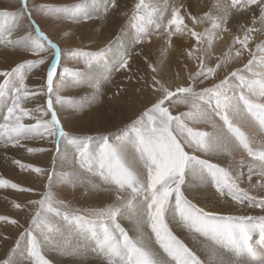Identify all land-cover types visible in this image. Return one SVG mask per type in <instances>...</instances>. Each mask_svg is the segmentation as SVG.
I'll list each match as a JSON object with an SVG mask.
<instances>
[{
  "label": "rangeland",
  "instance_id": "obj_1",
  "mask_svg": "<svg viewBox=\"0 0 264 264\" xmlns=\"http://www.w3.org/2000/svg\"><path fill=\"white\" fill-rule=\"evenodd\" d=\"M63 1L0 0V264H62L59 259L66 261V264H73V261L77 259L76 256H86L85 245L88 246V251L98 259L96 263L100 264H211L212 252L208 254V245H205L208 243L203 238L211 236L216 227L212 223L213 216L204 214L205 212L195 214L194 222L196 224L193 225L194 231L200 230L202 232L203 230L201 235L191 233V230L182 226L181 228H169L168 235L173 241V246L169 245L170 240L162 241L163 245H167L165 249L169 248L161 253L159 246H154L157 249V252L154 253L155 256L149 251L151 245L148 242V236L143 237L141 232L125 236L118 233V229L115 227L118 219L120 220L118 218L119 207L115 205L119 199L123 198L125 190L115 192V181L110 171L113 168L110 163L113 162L116 157L114 155L119 151L122 150L121 153L124 156V154L129 153L130 147L136 146V149L133 148L138 159L135 166L141 174L150 175L147 181L154 182L151 188L154 193L156 192L153 198L155 201L151 205V212L146 213L145 208H143L144 210L140 212L143 216H139V218L142 220L152 218L153 222H158L160 218H164L173 197H179L175 195V191L178 189L176 192L181 193L183 190L184 171L187 163L189 161L194 163L197 160L193 152L187 148L194 144L190 137H196L198 134L196 122H199L197 125L200 128L207 124L212 126L210 122L206 124L201 116L204 114L211 120L210 117L214 114L210 112L211 106L205 105V103L217 102L220 96H225L226 101L234 98V102H237L240 97L246 99L248 95L243 94L245 89H243V93L236 89L237 84L246 74L251 76L247 79L248 82H244L246 85L251 87L250 83L253 84V81H256L259 86L257 89L255 86V90L253 85L251 88L254 90V94L251 95V98L250 96L247 97V101L256 106V108L252 107L253 105L250 106L253 109H251L252 113L248 111L249 117L253 116L257 120L260 119L259 124L248 118L247 114L246 121L253 123L249 132V127H246L242 119H240L242 120L241 124L231 125L239 133L246 131V137L244 133L238 135V132L235 131L236 137H234L239 139V136L242 135L243 138L247 139L246 145L248 147L245 146L247 156L245 151L244 154L239 153L234 156L233 162H229L232 167L229 164L223 167L221 164L223 169L226 168L229 171L223 170L219 164L214 163L212 172L218 173L223 179L225 178L227 181L224 179V183L239 192L243 200L238 199V201H241L248 208L247 213L249 214L246 218L240 217V219L232 220L233 231H235H230L225 237L218 236L216 242L222 238H225V242L222 241L218 246V242L213 241L214 248L212 250L218 255L232 254V259L229 258L230 264H257L253 259V252L262 251L264 253L262 248L264 243L261 241V239L264 240V215L263 218H254V221L251 219L250 212L257 208V212L264 213V190H262L264 189V180L262 181L263 176L259 171L264 155V150H261L264 148V93H262L264 92V28L259 25L264 22V0H173L175 2L170 4H168V0L162 2L158 0L160 4L157 0H139L134 13H130L132 15L130 18H135L133 24L136 26L133 24L129 26V29L125 30L124 36H133L132 41H136L137 44H143L142 37L152 46L156 42L165 43L167 54L174 56L175 51L178 50L174 48L176 47L174 41H177V45L185 44L190 38L189 35H194V50L190 52L189 67H186L185 70L191 68L189 77L194 78L196 76L197 81L196 85L193 86L183 79L175 77L176 73L165 67L164 60L158 61L157 59L154 62L156 73L153 71V64L150 66L151 72L146 68L150 74L147 77L148 80H143L141 70L133 78L135 82L133 84L136 85L134 90L132 87H128L130 76L118 80L116 77L114 79L109 78V75L115 73L108 64L113 55L110 54L107 57L105 52L103 53L100 48H97L101 45L93 44L95 43L93 34L98 31L102 37L104 27L109 28L111 25L103 26L101 23L95 28V25L90 23L89 17L87 18L86 4L91 0ZM203 1L205 2L203 3ZM92 5L89 11L90 15H92L91 11L95 9L94 3ZM169 11L174 14L167 23L166 18ZM184 13L186 14L184 15ZM65 15L69 16L66 20L64 19ZM253 16L254 18H252ZM251 19L256 25L249 22ZM173 28L174 30H172ZM138 30L140 31L138 32ZM152 35L155 36L152 37ZM259 36L262 38L258 39ZM102 39L106 40L103 37ZM171 40L173 44H171ZM218 40L224 41L206 55L208 53L205 51L206 47ZM184 41L185 43H183ZM103 44L104 48L109 47V42L104 41ZM92 50L100 52L97 57L91 53ZM161 50L154 51L153 47L151 52L149 51L150 55L146 51L144 54L150 57L152 62L151 57L155 55L154 58H156V54L158 56ZM184 51L183 49L182 53ZM241 52L242 55H240ZM202 53H204V58ZM233 54L240 56L238 59L234 58V62L241 60L235 62V67L234 65L230 67ZM55 56L58 57L57 67L62 58L65 61L62 62L59 70L57 68L58 74L62 71L60 80L54 83V90L49 89L53 100L50 109L54 113V116L51 117L50 112L48 114L46 111L50 99L45 97L47 94L45 91L47 72L51 64L54 63ZM49 59H52L50 63H48ZM110 61L115 63L113 62L115 58H111ZM102 67L105 70H101ZM218 71L222 74L214 79L215 75H219ZM97 73L102 79L97 76ZM186 74H184L185 77ZM97 82L99 84L104 83V87L99 88L90 96L88 104L90 105V101H95V107L98 105L97 113L99 114L96 116L93 114V110H90L91 116L84 117V114L87 113L84 109L82 110V103L87 100L85 97H88L92 85L97 86ZM241 84L239 83V85ZM127 89L129 91L132 89V91L129 92ZM255 91L258 94L261 93V97L258 94L257 97ZM134 95L136 101L131 99ZM238 95L242 96L239 97ZM43 98L44 107L42 106ZM128 98L131 102L136 103L137 101H144L146 106L139 112H135L128 121L121 123L117 129H113V125L111 127L105 125L95 127L92 124V121L99 117L104 121L113 123L111 115L107 111V109L110 112L113 111L110 102L118 100L122 103L123 99L128 100ZM244 98L242 100L246 101ZM256 98L259 99L256 101ZM74 101L78 106H74ZM247 101L245 103L249 109L250 104ZM128 108L133 109L131 105ZM257 108L261 111L254 113ZM90 111L88 110V113ZM71 116L77 117L76 120L79 124L76 128H70L72 124L68 123V118ZM62 117L67 119L64 121L66 123L64 128L61 122ZM166 119L164 126L159 123V120ZM200 120L204 123H201ZM231 122L232 119L229 120L228 124H232ZM187 123L192 126L189 127ZM58 127L60 135H57ZM194 127L197 129L194 130ZM71 130L75 131V136ZM116 132L120 135H114ZM210 133L207 132L203 139L207 140ZM62 137H64L63 141L60 140ZM231 137L230 139H232ZM97 139H100L101 146L95 148L92 146L94 145L92 141ZM235 139L233 138V140ZM132 141H134L133 144ZM2 146L4 148L7 146V149L9 146H13V148L2 150ZM19 153L23 154L20 155ZM252 159L255 161H251ZM200 162H206V160L199 158L197 164ZM116 169L122 171V167L119 165ZM239 171L243 172L240 173V177L243 176V178H239L240 181L237 183L241 184V187L237 188L234 180L231 181V177L233 179L234 173L239 176ZM208 173L210 174V171ZM248 174L253 177L250 178ZM107 175L110 177L108 178ZM122 178L125 180L124 175H121V180L124 181ZM102 179L106 180V184ZM254 182H259V185L257 184L255 189H252ZM88 183L97 184L96 192L90 190ZM211 183L213 185V180L209 181V186ZM123 185L125 184L123 183ZM99 188L104 190L102 191L104 194ZM162 188H165V191L158 192V189L161 190ZM241 188H244V191ZM255 190L262 191V193L258 194L259 192ZM101 197L104 200H96ZM108 198L111 201L107 203ZM82 217L87 218L96 227L103 223V229L109 230L108 232L111 233L106 232L100 243L92 240V235L96 233L93 231L88 237H84L83 234L77 236L74 231L76 226H80L81 231H83L82 224L86 226L83 222L77 225L79 222L76 219ZM248 223L253 224V226ZM230 237L231 241L229 240ZM208 239L212 238L209 237ZM256 241L260 244L255 243ZM52 256H55L54 260H52ZM238 258L240 261H237Z\"/></svg>",
  "mask_w": 264,
  "mask_h": 264
},
{
  "label": "bare ground",
  "instance_id": "obj_2",
  "mask_svg": "<svg viewBox=\"0 0 264 264\" xmlns=\"http://www.w3.org/2000/svg\"><path fill=\"white\" fill-rule=\"evenodd\" d=\"M63 1V0H62ZM163 0H161L162 2ZM60 2V1H59ZM64 2V1H63ZM158 2V0H157ZM171 2H175L173 0H168V4H170ZM205 1H203L204 3ZM92 3H94L95 5V9H93L91 11L92 15L89 14V11L91 10L90 7H92ZM159 3V2H158ZM201 3V2H200ZM82 4V3H81ZM139 4V0H91L87 2L86 4V10H87V18L89 17L90 19V23H93L95 25V28L97 25L99 24H103V26H106L107 24H110L111 26L109 28H105L103 29V34H102V37L105 38L106 40H103L101 35L99 34L98 31H96L93 35H94V38H95V44L96 46L98 45H101L100 47H97L98 49L100 48V51H103V53L105 52L107 57H109L110 54L113 55V57L111 58H115V63H112L110 60H109V67L111 68L112 71H114L115 73L109 75V78L111 77V79H114V77H116V80L120 79V78H124V77H129L130 76V79H129V83H128V87H132V89L134 90L136 85L133 84L135 83L134 82V79L135 76L137 74L140 73V70L142 71V77H143V80L145 81L147 79V77H149V71H150V66L153 64V71L155 70V61L158 59V61H160V59H163L164 62H165V67L168 68V70H171L172 72H175V77H178L179 79H183L184 81H186L188 84H192L193 86L196 85V81L197 79H195V77L193 78L192 76L189 77L190 75V72L192 71L191 68H187L185 70L186 67H189L188 66V61H189V56H190V52L192 50H194V47H193V42H194V35H189L190 38L189 40L185 43V41L183 43L186 44V46H184L185 44H178L177 45V41L175 40V46L174 48L178 49L176 52V54H174V56H169L167 54V51H166V44L165 43H157L155 45H151L149 44L147 41L143 40V37L141 39V41H144L143 44L142 43H139L137 44L136 41H132L133 40V36L131 37H127V36H124V34H126V29H129V26H131L134 22H135V18H130L132 15L130 14L131 12L134 13V9L135 7ZM160 4V3H159ZM167 4V6H168ZM179 4V3H178ZM177 4V5H178ZM257 4V3H256ZM180 5V4H179ZM232 5V4H231ZM262 5V4H261ZM173 6V5H172ZM185 6V5H184ZM169 7V6H168ZM180 7V6H179ZM263 7V6H262ZM172 8V7H171ZM264 8V7H263ZM174 9V7H173ZM172 9V10H173ZM250 9V8H249ZM66 10V9H65ZM252 10V9H251ZM264 10V9H263ZM166 11V10H165ZM183 11V9H182ZM65 12V11H63ZM241 12V11H240ZM66 13V12H65ZM187 13V12H186ZM184 13V15L186 14ZM174 13L172 11H169V15L168 17L166 18L167 19V23L168 21L171 20L172 18V15ZM179 14V13H178ZM188 14V13H187ZM102 15V16H101ZM235 16V15H234ZM250 16V15H249ZM67 18H69L68 15H65L64 16V19L66 20ZM100 18H101V21H100ZM161 18V17H160ZM175 18V17H173ZM178 18V17H177ZM254 18V16L252 17ZM63 19V20H64ZM71 19V18H70ZM130 19V20H129ZM159 19V18H158ZM179 19V18H178ZM181 19V18H180ZM62 20V21H63ZM176 20V18L174 19ZM191 20V19H190ZM52 22V21H51ZM89 22V21H88ZM140 22V21H139ZM148 22V21H147ZM159 22V21H158ZM180 22V21H179ZM249 22H251V24H255V22H253V20L251 19ZM13 23V22H12ZM141 23V22H140ZM146 23V22H145ZM164 23V22H163ZM183 23V22H182ZM237 23V22H236ZM45 24V23H44ZM142 24V23H141ZM144 24V23H143ZM235 24V23H234ZM134 26H136V24H133ZM174 25V24H173ZM259 25H261L263 28H264V22L263 23H260ZM93 26V25H92ZM177 26V25H176ZM180 26V25H179ZM193 26V25H192ZM195 26V25H194ZM232 26V25H231ZM230 26V27H231ZM228 27V26H227ZM166 28V27H165ZM196 28V27H195ZM153 29V28H152ZM167 29V28H166ZM188 29V28H187ZM257 29V28H256ZM259 29V28H258ZM86 30V29H85ZM135 31V29H133ZM141 30V29H140ZM138 30V32L140 31ZM174 30V28L172 29ZM170 30V31H172ZM225 30V29H224ZM154 31V30H153ZM190 31V30H189ZM86 32V31H85ZM142 32V31H141ZM157 32V31H156ZM185 32V31H184ZM169 33V32H168ZM167 33V34H168ZM264 33V32H263ZM85 34V33H84ZM163 34V33H162ZM45 35V34H44ZM134 35V34H132ZM136 35V34H135ZM134 35V36H135ZM157 35V34H156ZM170 35V34H169ZM184 35V34H183ZM155 36V35H152V37ZM264 36V35H263ZM43 37V36H42ZM146 37V36H145ZM172 37V36H171ZM196 37V36H195ZM93 38V37H92ZM169 38V37H168ZM185 38V37H184ZM193 38V39H192ZM258 39H261L262 36H259L257 37ZM170 39V38H169ZM147 40V39H146ZM180 40V39H179ZM104 41L106 42H109V47L108 48H104ZM167 41H170V40H167ZM224 40H218L216 42H212L209 44L208 47H206L207 49L205 51H208V54L209 51L211 52L213 48H216V47H219L222 43H223ZM150 42V41H149ZM166 42V41H165ZM172 42V40H171ZM170 42V43H171ZM169 43V42H168ZM198 43V42H197ZM108 44V43H107ZM154 44V43H152ZM158 44V45H157ZM173 44V42L171 43ZM195 44V43H194ZM199 44V43H198ZM254 44V43H253ZM169 46V44H168ZM195 46H198V45H195ZM201 46V44H200ZM252 46V45H251ZM250 46V47H251ZM48 47V46H47ZM107 47V45H106ZM154 47V51H159L160 49L161 52H159L158 56L156 54V58H154L153 54H151L153 57L152 58V62L150 61V57L146 56V54H144V51L148 52L149 54V51L151 52V50L153 49ZM253 47V46H252ZM94 48V47H93ZM92 48V49H93ZM96 48V49H97ZM152 48V49H151ZM97 49V50H98ZM169 49H171L169 47ZM174 49V50H176ZM183 49L185 50L184 53H182ZM198 51V50H197ZM142 52H143V56H142ZM153 52V51H152ZM170 52V51H169ZM174 52V53H175ZM93 55H98V53L100 52H95V50H92L91 52ZM257 53V52H256ZM170 54V53H169ZM198 54H199V57H200V53L198 51ZM204 53H202V57L204 56L203 55ZM243 53L241 52L240 55H242ZM249 54V53H248ZM150 55V54H149ZM247 55V54H246ZM251 55V53H250ZM160 56V58H159ZM237 55H232L231 56V64H230V67H235V62L236 61H239V60H236L234 62V58H240V56ZM100 57V56H99ZM247 57V56H246ZM204 58V57H203ZM167 59V60H166ZM52 59H49L48 63L51 62ZM106 60V59H105ZM65 61V60H64ZM63 61V58L62 60L60 61V63L58 64V67H57V63H58V59L52 63V69H48V72H47V78H46V93L45 94V97L48 99H50V104H49V107L48 109L46 110L49 114V112H53V110L50 109V106L52 108V95L49 93V89H52L54 90V83L57 82L58 80H60L61 78V73L58 74V70L60 69L61 65H62V62L64 63ZM240 64V63H239ZM92 66V65H91ZM238 66V65H236ZM258 66V65H257ZM93 67V66H92ZM101 67V66H100ZM252 67V66H251ZM250 67V68H251ZM256 67V66H255ZM259 67V66H258ZM256 67V68H258ZM58 68V70H57ZM149 69V71H147V69ZM101 70H105L104 67L100 68ZM244 70V69H243ZM57 71V72H56ZM95 72V71H94ZM116 72H118L117 76H116ZM151 72V71H150ZM156 73V71H154ZM187 72V74H186ZM239 72V71H237ZM219 75H215L214 76V79H217L215 77H219L222 73H220V71H218ZM236 73V72H235ZM243 73V72H241ZM254 73V72H253ZM252 73V74H253ZM46 74V73H45ZM184 74H186V77L184 76ZM202 74V73H201ZM200 74V75H201ZM90 75V73H89ZM198 75V74H197ZM240 75V74H239ZM237 75V76H239ZM247 75V74H246ZM242 75V82L240 81L239 83H242L241 85H239V83L237 84V88L236 89H239V91H241V93H243V89H245L244 93L243 94H246L248 96H250L251 98V95H253V91L252 90V86L253 88L256 86V89L258 86V83H256V81H253V84L250 83L252 86L250 87L249 85H246L244 82H248L247 79H249L251 76L249 75ZM60 76V77H59ZM93 76V75H92ZM91 76V77H92ZM97 76L98 77H101L99 73H97ZM199 76V75H198ZM197 76V77H198ZM241 76V75H240ZM260 76V75H259ZM258 76V77H259ZM59 77V78H58ZM95 77V76H93ZM234 77V76H233ZM208 78V77H207ZM238 78V77H237ZM264 78V76H263ZM80 79V78H79ZM89 79V78H87ZM100 79V78H99ZM98 79V80H99ZM102 79V77H101ZM100 79V80H101ZM177 79V78H176ZM239 79V78H238ZM252 79V78H251ZM94 80V79H93ZM148 80V79H147ZM204 80V79H203ZM229 80V79H228ZM253 80V79H252ZM231 81H233V79H231ZM250 81V80H249ZM102 82V81H101ZM106 82V81H105ZM114 82V81H113ZM182 82V81H181ZM185 82V83H186ZM252 82V81H251ZM259 82V81H258ZM84 83V82H83ZM211 83V82H210ZM235 83V81H234ZM262 83V82H261ZM205 84V83H203ZM213 84V83H212ZM211 84V85H212ZM75 85V84H74ZM86 85V84H85ZM260 85V83H259ZM142 86V85H141ZM261 86V85H260ZM86 87V86H85ZM104 87V83H98L97 82V86L96 85H92V89L90 92H88V97L86 96L85 98H87V100L82 103V110L84 109L85 112L87 114H84V117H88V116H91V111L90 110H93V114L98 116L99 113L98 112V108L97 106L95 107V101H90V105L88 104V99H90V96L93 95L95 92H97V90L99 88H102ZM139 87V85H138ZM201 87V86H200ZM210 87V86H209ZM208 87V88H209ZM230 87V86H229ZM202 88V87H201ZM131 89V91H132ZM210 89V88H209ZM231 89V88H230ZM255 89V88H254ZM255 89V90H256ZM260 89V88H259ZM258 89V90H259ZM128 90V89H127ZM211 90V89H210ZM129 91V90H128ZM129 91V92H131ZM186 91V90H185ZM238 91V90H236ZM261 91V90H260ZM99 92V91H98ZM256 92V91H255ZM259 92V91H258ZM262 92V91H261ZM77 93V92H76ZM102 93V92H101ZM167 93V92H166ZM260 93V92H259ZM264 93V92H262ZM85 94V93H83ZM127 94V93H126ZM168 94V93H167ZM209 94V92H208ZM236 94V92H235ZM238 94V93H237ZM240 94V93H239ZM242 94V95H243ZM256 96L258 97V94L257 92L255 93ZM258 94V95H257ZM242 95H238L239 97L242 96ZM245 95V96H246ZM97 96V95H96ZM125 96V94H124ZM244 96V95H243ZM246 96V99L244 97H240L239 100L237 102H234V98H232V100H228L226 101V97L225 96H220L218 99H217V102H209V103H205V105L209 104V106H211V111L212 113V116L210 117L211 120L209 119L208 116L204 115V114H201V116L203 117V119L206 121V124L210 122V124L212 126H208V124L206 126H202V128H200L199 125H197L198 123L196 122V126L198 128V134L196 137L192 136L190 137L193 141H194V144L193 146H188L187 148L189 150H191L193 152V154L196 156L197 160L200 158L202 160H206V162H200L199 164H197V160L196 162L195 161V158L194 163H191L190 161L187 163L186 165V168H185V176H184V182H183V190L181 193L176 192L175 191V195H178L179 197H173V200L170 201L168 207H167V211L165 213V216L164 218H160V220L158 222H153L152 221V218H148V219H140L139 216H143L140 214L141 210H144L143 208H145V212L146 213H150L151 212V205L152 203L155 201L153 198H154V193L152 191V185H154L152 181V183H150L149 181H147L150 177V175H146L145 173L141 174L136 166H135V163L137 164V156L136 154H134L133 150L136 149V146L134 147H130L129 148V153L128 154H124V156L122 155L121 151H119L118 153H116V156L114 159H113V162L110 163V165L112 166L113 169H110L111 173H112V178L114 179L115 183H114V190L115 192H123V189L125 190V193L123 195V198L122 199H119L118 200V203L115 205L116 207H119V213H118V218H120V220L118 219V223H117V226L115 228L118 229V233H122L125 235H128V234H131V233H135V234H139L140 232L143 234V237L144 236H148L147 239H148V242L150 243L151 245V248L149 249V251L154 254L155 252H157V249L154 247V246H159L160 248V251L162 253V251L165 252V250H167L168 248L165 249V247H167V245H163L164 241H168L170 240V243L169 245L172 247L173 244H172V239L169 237L168 235V229L171 228H181L184 227L185 229L187 228L188 230H191V233H195L197 235H201L200 233L202 232L199 230H193V225H195L196 223L194 222L196 217H195V214L196 213H202V212H205L204 214H208L209 216H213L212 218V223L213 225H215L216 229L215 231H213V234L211 233V237L212 239H208V238H203V240L207 241L208 244L205 243V245H208V249H209V252L208 254H210V252H212V257H211V264H230V261H229V258H231V255L232 254H229V253H223L222 255H218V254H215L212 250V248H214L212 242L215 241L217 239L218 236L220 237H225L227 236V234L230 232V231H233V223H231L232 220H234L235 218H239L240 217H245L248 216L247 213L248 212V208L241 202V201H238L239 200H243V197L239 194V192L234 189V188H230L229 185L225 184L224 183V179L222 178V176H220L218 173H215V172H212V166L214 163H217L219 164L220 168L221 167V164L224 166H226V164H229L231 166V164L229 162H233L232 160L235 159L233 158L234 156H236L237 154L239 153H242L244 154V151H245V154H246V148L245 146L246 143L248 142L247 139L243 138V133L245 135V132H240L239 131H235L234 128L235 127H232L231 125L234 124L235 125H239L242 123V120L245 122L246 124V127L248 126L249 127V130L248 132L250 131L251 129V126L253 123H250L249 121H246L247 120V114H248V118L252 119V121H254L255 123L259 122L260 119H255V117L253 118V116L249 117V112L252 113L251 109H253L252 107H255V105H252L249 103V101H247V97ZM255 96V97H256ZM78 97V95H77ZM254 97V99H255ZM261 97V95H260ZM259 97V98H260ZM79 98V97H78ZM84 98V99H85ZM245 99L250 106L249 109H248V105H246V101H243L242 99ZM249 98V97H248ZM259 98H256V101L259 99ZM92 99V98H91ZM94 99V97H93ZM92 99V100H93ZM131 99L133 101H136V96H132ZM46 100V99H45ZM79 100V99H77ZM129 100V98H128ZM126 99H123V102L121 103V101H118V100H114L113 102H110V104L113 106V111L111 110V112L107 109L108 113L111 115V121L113 123H109L108 121H104L103 119H100V117L98 119H94L92 121V124L96 127V126H99V127H103L104 125L105 126H112L113 125V129H117L119 128L120 124L123 122H126L128 121V119L135 113V112H139L140 110H142L143 107L146 106V102L142 101H137L136 102H131L130 100L128 101ZM150 102V101H149ZM175 102V101H174ZM234 102V103H233ZM74 106H78L77 103L74 101ZM174 104V103H172ZM47 105V103H46ZM129 105L132 106L133 109H130L128 108ZM192 105V104H191ZM232 105H233V108H232ZM258 105V104H257ZM33 106V105H32ZM42 106L44 107V98L42 99ZM100 106V105H99ZM174 106V105H173ZM172 106V107H173ZM176 106V105H175ZM74 107V109H75ZM95 107V108H94ZM50 109V111H49ZM262 109V108H261ZM88 110L90 111V113H88ZM200 110V109H199ZM206 110V109H205ZM204 110V111H205ZM256 110V109H254ZM258 110V108H257ZM254 113H258L260 112L259 110ZM75 111V110H74ZM249 111V112H248ZM189 112V111H188ZM209 112V113H210ZM182 113V112H181ZM90 114V115H89ZM184 114V113H183ZM188 114V113H187ZM210 114V115H211ZM50 115V114H49ZM103 115V114H102ZM53 116H54V113H53ZM93 116V115H92ZM189 116V114H188ZM191 116V115H190ZM195 116H196V113H195ZM255 116V115H254ZM94 117V116H93ZM181 117V116H180ZM183 117V116H182ZM181 117V118H182ZM186 117V116H185ZM199 117V116H197ZM196 117V118H197ZM55 118V117H54ZM76 116H71L69 117V122L71 125L70 128L74 127L76 128L78 126V122L76 120ZM188 118V117H187ZM201 119V118H200ZM232 119V124H228L229 120ZM242 119V120H240ZM55 120V119H54ZM67 119H65V117H62V126L64 128V124L66 125V123L64 121H66ZM182 120V119H181ZM192 120V119H190ZM166 120H159V123H162V125L164 126V122H166ZM187 121V120H186ZM51 122L54 123L53 120H51ZM201 123H204L200 120ZM248 122V124H247ZM81 123V122H80ZM169 123V122H168ZM174 123V122H173ZM171 124V123H170ZM177 124V123H176ZM194 124V123H192ZM259 124V123H258ZM188 125V123H187ZM257 125V124H256ZM146 126V125H145ZM166 126V125H165ZM172 126V125H171ZM189 126V125H188ZM192 126V125H191ZM189 126V127H191ZM241 126V125H240ZM255 127V126H254ZM83 128V127H81ZM197 128L194 127V130H196ZM236 128H238L236 126ZM256 128V127H255ZM258 128V127H257ZM79 129V128H78ZM168 129V128H167ZM262 129V128H261ZM124 130V129H123ZM147 130V129H146ZM171 130V129H170ZM241 130H243V128H241ZM245 130V129H244ZM256 130V129H255ZM172 131V130H171ZM238 132V135L242 133L241 136H239V139L237 137V139H235V132ZM254 131V130H252ZM73 136L75 131L74 130H71ZM107 132V131H106ZM119 132V131H118ZM114 133V135H117L121 133ZM124 132V131H122ZM207 132H211L209 137L207 138V140H204L203 139V136L207 133ZM256 132V131H255ZM260 132V131H258ZM257 133V132H256ZM255 133V134H256ZM237 134V133H236ZM77 135V134H76ZM131 135V134H130ZM134 135V133H133ZM136 135V134H135ZM212 135V136H211ZM263 135V134H262ZM108 136V135H107ZM138 136V135H137ZM137 136H134V137H137ZM232 136V137H231ZM235 136V137H234ZM251 136V135H250ZM230 137L232 139H230ZM246 137V135H245ZM253 137V136H252ZM139 138V137H138ZM233 138L235 140H233ZM73 139V138H71ZM101 139V138H100ZM100 139H97L96 141H92V143L94 145H92L93 147L97 148L101 146V143H99V140ZM135 139V138H134ZM256 139V138H255ZM60 140H64V137H62ZM195 140H197L195 142ZM251 140V139H250ZM249 140V142H250ZM264 140V139H263ZM73 141V140H72ZM76 141V140H75ZM131 141V140H130ZM137 141V139H136ZM184 141V140H183ZM102 142V141H101ZM129 142V141H128ZM186 142V141H184ZM104 143V142H103ZM132 144L134 143V141L131 142ZM252 143V142H251ZM136 144V143H135ZM263 144V143H262ZM77 145V143H76ZM118 145V144H117ZM128 145V144H127ZM192 145V144H191ZM78 146V145H77ZM91 146V145H90ZM132 146V145H131ZM248 147V146H247ZM13 148V146H9V149H7V146L4 148V146H2V150H11ZM134 148V149H133ZM138 148V147H137ZM250 148V147H249ZM63 149V148H62ZM79 149V148H78ZM89 149V148H88ZM118 149V148H117ZM248 149V148H247ZM61 150V149H60ZM60 150H59V153H60ZM143 150V149H142ZM160 150V149H159ZM261 150H264L261 149ZM253 151V150H252ZM164 152V151H163ZM248 152V150H247ZM136 153V152H135ZM158 153V152H157ZM250 153V152H249ZM253 153V152H252ZM20 154V153H19ZM23 154V153H22ZM20 154V155H22ZM25 154V152H24ZM147 154V153H146ZM257 154V152H256ZM264 154V152H263ZM137 155H139V153H137ZM250 155V154H249ZM194 156V157H195ZM247 156V154H246ZM73 157V156H72ZM120 157V159H119ZM191 157V156H190ZM189 157V158H190ZM233 158V159H232ZM242 158V157H241ZM253 158V157H252ZM192 159V158H191ZM111 160V159H110ZM190 160V159H189ZM246 160V159H245ZM262 160V163H261V170L259 169L260 173L262 174V181L264 180V155H263V159ZM80 161V159H79ZM253 161V159L251 160ZM255 161V160H254ZM253 161V162H254ZM165 162V161H164ZM244 162V161H243ZM155 163V162H154ZM251 163V162H249ZM216 164V165H217ZM236 164V163H235ZM76 165V164H75ZM117 165L121 166L122 167V171L124 172V174H122L123 172L122 171H119V169H116ZM139 165V164H138ZM147 165L149 166V163L147 162ZM165 165V164H164ZM251 165V164H250ZM249 165V166H250ZM156 166V165H155ZM215 166V165H214ZM234 166V165H233ZM158 167V166H157ZM216 167V166H215ZM232 167V166H231ZM253 167V165H252ZM258 167V166H257ZM139 168H140V165H139ZM142 169V168H141ZM223 169V168H222ZM226 168H224L223 170H225ZM228 170V169H226ZM234 170V169H232ZM239 170V169H237ZM258 170V169H257ZM109 171V170H108ZM210 171V174L208 173ZM219 171V170H217ZM229 171V170H228ZM243 171V170H242ZM246 171V170H245ZM258 171V172H259ZM106 172V171H105ZM221 172V170H220ZM250 172V171H249ZM240 171H239V176L234 173L233 174V179L231 177V181L234 180L233 182H235V185H237L236 187H241L239 185V182L241 177L243 178V176L240 177ZM243 173V172H242ZM241 173V174H242ZM258 173V174H260ZM250 174V173H249ZM248 174V175H249ZM109 175V174H108ZM107 175V176H108ZM121 175H124L125 176V180L122 181L121 180ZM246 175V174H245ZM110 176H108L109 178ZM225 177V175H224ZM250 177V175H249ZM253 177V176H251ZM250 177V178H251ZM64 178V177H63ZM103 178V176H102ZM227 178V176H226ZM240 178V179H239ZM1 179V178H0ZM61 179V178H60ZM105 179V178H103ZM102 179V180H103ZM230 179V178H229ZM228 179V180H229ZM91 180V179H90ZM210 180H213V185L211 183V185L209 186V181ZM226 180V179H225ZM1 181V180H0ZM86 181V180H85ZM104 181V180H103ZM106 181V180H105ZM104 181V183H105ZM113 181V180H112ZM147 181V182H146ZM227 181V180H226ZM250 181V180H249ZM54 183V181H52ZM59 182V181H58ZM98 182V181H97ZM123 182L125 185H123ZM232 182V183H233ZM248 182V181H247ZM251 182V181H250ZM103 183V182H102ZM231 183V182H230ZM259 182H254L253 185H254V188L252 187V189H255V186L258 184ZM57 184V183H55ZM67 184V183H66ZM72 184V183H71ZM90 184L89 187L91 188L90 190L93 191V192H96V186L97 184L96 183H88ZM106 184V183H105ZM249 184V183H247ZM111 185V183H110ZM259 185V184H258ZM58 186V185H57ZM92 186V187H91ZM164 186V185H163ZM232 187H233V184H232ZM258 187V186H257ZM60 188V187H59ZM62 188V187H61ZM105 188V186H104ZM260 188V187H259ZM100 189V188H99ZM107 189V188H106ZM165 188H162L161 190L158 189V192L160 191H163ZM180 189V188H179ZM242 190L244 188H241ZM248 189V188H247ZM258 189V188H257ZM63 190V189H62ZM101 190V189H100ZM110 190H113L110 188ZM239 190V189H238ZM264 190V189H262ZM102 191L104 190H101V193ZM108 191V190H107ZM165 191V190H164ZM163 191V192H164ZM241 191V190H240ZM244 191V190H243ZM256 191V190H255ZM254 191V192H255ZM100 192V191H99ZM113 192V193H115ZM247 192V191H246ZM256 192H259V190H257ZM262 193V191H260ZM260 192L258 194H260ZM67 193V192H66ZM242 193V191H241ZM104 194V193H102ZM101 194V195H102ZM119 195V194H118ZM243 195V194H242ZM254 195V194H253ZM80 196V195H79ZM88 196V195H87ZM104 196V195H103ZM258 196V195H257ZM105 197V196H104ZM264 197V195H263ZM77 198V197H76ZM80 198V197H79ZM177 198V199H176ZM254 198V197H253ZM259 198V197H257ZM81 199V198H80ZM109 199V198H108ZM117 199V198H116ZM96 200L98 201H102L104 200L103 197L101 198H97ZM246 200V199H245ZM260 200V199H259ZM108 201H111V199L107 200V203ZM258 201V199H257ZM264 203V202H263ZM113 204V203H112ZM125 205V206H123ZM107 208V207H106ZM252 210V208H251ZM257 208L253 209L251 212H250V216H251V219H253L255 221L254 218H257L259 219V217H262L264 215L263 212H257L256 211ZM264 210V209H263ZM263 210H260V211H263ZM144 214V212H143ZM249 216V217H250ZM264 217V216H263ZM262 217V218H263ZM261 218V219H262ZM158 219V218H157ZM250 219V218H249ZM83 220V221H82ZM93 220V219H92ZM252 220V221H253ZM76 221H78L79 223L77 225H80L82 224V222L84 224H86V226H84L82 224V227H83V231L82 228L80 226H76V228L74 229L76 235H80V234H83L84 237H88L90 235V233L93 231V232H96L95 234H93V238L92 240L95 241V242H102L101 241V238L102 236H105L104 234L108 231L104 230V225L100 224L98 225L99 227H96L95 225H92L87 218H80V219H76ZM253 221V222H254ZM73 222V221H72ZM238 222V221H237ZM249 222V221H248ZM76 223V222H75ZM114 223V222H113ZM206 223V222H205ZM208 223V222H207ZM211 223V222H210ZM244 223V221H243ZM247 223V222H245ZM255 223V222H254ZM108 226H109V223H107ZM116 224V223H114ZM237 224V223H236ZM249 224V223H248ZM208 225V224H207ZM210 225V224H209ZM242 225V224H241ZM250 226L253 224H249ZM107 226V225H106ZM107 226V227H108ZM206 226V225H205ZM245 226V225H244ZM106 227V228H107ZM110 227V226H109ZM108 227V228H109ZM111 228V227H110ZM61 229V228H60ZM64 229V228H63ZM68 230V229H67ZM113 231V230H111ZM116 231H113V232H116ZM235 231V230H234ZM233 231V232H234ZM245 231V230H244ZM238 232V231H237ZM71 233V232H70ZM111 233V232H108V234ZM210 233V232H209ZM73 234V233H72ZM107 234V235H108ZM238 234V233H236ZM75 235V236H76ZM230 235V234H229ZM68 236V235H67ZM138 236V235H137ZM204 236V235H203ZM208 236V235H207ZM47 237V236H46ZM135 237V236H134ZM219 237V238H220ZM236 237V235H235ZM138 238V237H136ZM228 238V237H227ZM76 239V238H75ZM146 239V240H147ZM235 239V238H234ZM57 240V239H56ZM77 240V239H76ZM142 240V239H141ZM145 240V239H144ZM229 240L231 241V237L229 238ZM259 240V239H258ZM163 241V242H162ZM222 241L225 242V238L223 239H218L217 242H218V246H220V244L222 243ZM234 241V240H233ZM241 241V240H240ZM247 241V240H246ZM261 241H263L264 243V240L261 239ZM56 242V241H55ZM71 242V241H70ZM162 242V243H161ZM215 241V243H217ZM230 243V242H229ZM233 243V242H232ZM237 243V242H236ZM242 243V242H241ZM255 243H259L258 241H256ZM63 244V243H62ZM83 244V242H82ZM234 244V243H233ZM49 245V244H48ZM217 246V248H218ZM86 247V256H76L77 259L73 261V264H100V263H96L98 261L97 258H95L89 251H88V246L85 245ZM246 247V246H245ZM255 247V246H254ZM145 248V247H144ZM223 248V247H222ZM227 248V247H226ZM262 248L264 249V244L262 245ZM82 249V248H81ZM237 249V248H236ZM85 250V249H84ZM218 251L220 249H217ZM223 250V249H222ZM225 250V249H224ZM230 250V249H228ZM63 251V250H62ZM264 251V250H263ZM54 252V251H53ZM52 252V254H53ZM82 252V251H81ZM225 252V251H224ZM227 252V251H226ZM243 252V251H242ZM246 253V252H245ZM51 254V255H52ZM156 254H154L155 256ZM243 255V254H242ZM251 255V254H250ZM90 256V257H89ZM244 256V255H243ZM52 260H54L55 256H52ZM164 259H165V256L163 255ZM240 258V257H239ZM238 258L237 261H240V259ZM156 259H158L156 257ZM232 259V258H231ZM251 259V258H250ZM253 259L256 261L257 264H264V253H262V251L260 252H257V251H254L253 252ZM73 260V259H72ZM248 260V258H247ZM57 261V260H56ZM59 261L62 263V264H66V261L64 262L63 259H59ZM58 261V262H59ZM69 261V260H68ZM67 261V262H68ZM71 261V260H70ZM233 262H234V259H233ZM249 262V261H248ZM71 263V262H70ZM55 264H59V263H55ZM246 264V263H245Z\"/></svg>",
  "mask_w": 264,
  "mask_h": 264
},
{
  "label": "water",
  "instance_id": "obj_3",
  "mask_svg": "<svg viewBox=\"0 0 264 264\" xmlns=\"http://www.w3.org/2000/svg\"><path fill=\"white\" fill-rule=\"evenodd\" d=\"M45 39H46V38H45ZM57 58H58V57H56V58L54 59V62L57 60ZM49 69H52V67L49 68ZM50 116L53 117V112H51V111H50Z\"/></svg>",
  "mask_w": 264,
  "mask_h": 264
}]
</instances>
